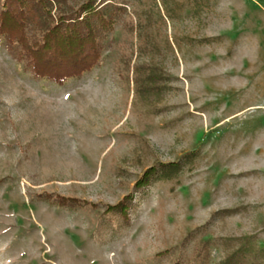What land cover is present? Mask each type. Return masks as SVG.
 <instances>
[{"label":"rangeland","instance_id":"rangeland-1","mask_svg":"<svg viewBox=\"0 0 264 264\" xmlns=\"http://www.w3.org/2000/svg\"><path fill=\"white\" fill-rule=\"evenodd\" d=\"M108 1L127 10L109 48L64 85L0 41V264H221L244 238L264 250V0ZM130 196L126 223L109 211Z\"/></svg>","mask_w":264,"mask_h":264},{"label":"trees","instance_id":"trees-1","mask_svg":"<svg viewBox=\"0 0 264 264\" xmlns=\"http://www.w3.org/2000/svg\"><path fill=\"white\" fill-rule=\"evenodd\" d=\"M67 0H1L0 41L10 54L24 63L32 74L42 80L64 85L72 79H80L100 63L103 53L109 48V35L127 10L111 1L86 0L81 9L68 17L55 19L54 4ZM31 30L32 37L27 31ZM180 170L179 164L160 165L147 170L135 186V192L149 188L158 178H170ZM133 197L126 198L117 207L110 209L129 223ZM67 201V202H65ZM69 202V203H68ZM74 201L61 198V207H71ZM77 202V201H75ZM205 241L196 250L198 261H209ZM264 257V250H256L253 238H244L238 250L221 264H260L248 262L247 256Z\"/></svg>","mask_w":264,"mask_h":264}]
</instances>
